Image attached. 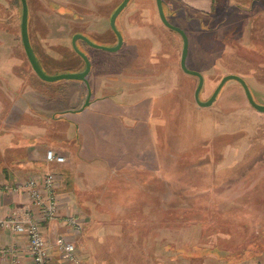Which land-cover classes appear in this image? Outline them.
<instances>
[{
    "label": "rangeland",
    "instance_id": "rangeland-1",
    "mask_svg": "<svg viewBox=\"0 0 264 264\" xmlns=\"http://www.w3.org/2000/svg\"><path fill=\"white\" fill-rule=\"evenodd\" d=\"M121 1L64 0L61 3L70 11L59 15L48 4L33 0V20L50 18L59 24L54 40L38 28L44 36L37 37L34 46L45 65L60 70L56 61L72 54L71 38L78 30L88 32L86 36L100 45L116 44L109 20ZM218 1L209 13L181 5L166 10L170 22L188 35L187 66L204 76L200 99L208 100L222 77L235 73L247 81L254 99L264 104V0ZM11 4L10 10L20 7L19 0ZM116 24L124 33L118 51L80 43L93 61L88 75L91 100L118 94L146 99L152 110V161L146 170L111 173L90 189L85 204L89 212L76 202L83 229L74 233L63 223L75 240L78 263L60 254L61 260L145 264L162 262L164 256L168 262H184L207 253L191 250L194 243L224 247L264 242V112L250 104L236 79L227 80L210 105L196 102L198 76L181 67L183 38L162 22L155 0H129ZM19 51L24 67L16 71L37 90L31 114L39 118L46 134L63 137L67 122L60 115L84 107L85 83H46L20 43ZM7 100L0 82V101ZM3 111L6 106L0 114ZM49 148L59 153L53 145L45 147V153ZM5 160L1 156L0 162ZM48 170L56 172L60 182L53 169L32 175Z\"/></svg>",
    "mask_w": 264,
    "mask_h": 264
},
{
    "label": "crops",
    "instance_id": "crops-1",
    "mask_svg": "<svg viewBox=\"0 0 264 264\" xmlns=\"http://www.w3.org/2000/svg\"><path fill=\"white\" fill-rule=\"evenodd\" d=\"M169 1L170 8L181 5L201 13L211 12L219 2ZM12 2L13 0H0V82L9 95L5 104L0 101V109L6 106V112L0 114V154L6 158L5 163L0 162V181L14 182L47 169L58 172L60 216L54 220L41 221V229L50 246V264H73L63 262L61 255L53 247L57 236L67 234L73 237L62 217L76 209V202L84 205V210L89 212L88 207H85L89 202L86 196L90 189L97 187V184L111 176V173L148 169L147 165L151 163L154 152L152 110L146 99L132 100L128 94L97 96L89 105L60 115L61 119L67 122L63 137L46 134V128L41 126L39 118L31 114L37 104L34 98L37 96L34 92L37 90L28 86L24 74L16 71L17 68L24 67V56L19 51V43L22 49L23 44L19 42L21 23L16 18L20 11L17 7L10 10ZM11 11L12 14L9 15ZM39 27L47 31L45 36ZM63 27L61 24L60 28ZM29 29L31 43L34 44L37 37L57 39L59 24L57 20L41 18L31 20ZM49 145L55 146L59 153L65 154V162L46 161L45 147ZM25 210H29L36 218L40 217L38 208L25 193H0V217L10 216L14 212L23 215ZM27 244L25 233L0 227V245L11 249L6 254H0V264H12L14 258L17 259V264H33L27 252ZM190 247L193 251L198 249L207 253L201 258L194 254L193 259L184 262H168V259L162 256V262L152 261L145 264H264V242L261 240L256 245L228 243L219 247L194 243ZM222 251L225 253L222 254Z\"/></svg>",
    "mask_w": 264,
    "mask_h": 264
},
{
    "label": "built area",
    "instance_id": "built-area-1",
    "mask_svg": "<svg viewBox=\"0 0 264 264\" xmlns=\"http://www.w3.org/2000/svg\"><path fill=\"white\" fill-rule=\"evenodd\" d=\"M45 158L50 163H63L66 160L64 155L53 148L47 149ZM58 187V175L51 170L14 182L0 181V193L23 192L39 210V218L33 216L29 210H25L23 215L14 212L10 216L0 217L1 228H10L27 235V252L33 264H50V246L42 232L41 221L54 220L60 216ZM62 220L74 233H79L83 229V222L77 209L65 214ZM53 247L66 259L78 263L76 244L73 238L58 236ZM9 251H11L10 248L0 245V254H6ZM12 264H17L16 258L13 259Z\"/></svg>",
    "mask_w": 264,
    "mask_h": 264
},
{
    "label": "water",
    "instance_id": "water-1",
    "mask_svg": "<svg viewBox=\"0 0 264 264\" xmlns=\"http://www.w3.org/2000/svg\"><path fill=\"white\" fill-rule=\"evenodd\" d=\"M155 1H156L159 16H160L162 22L166 26H168L169 28L178 31L183 38V49H182V54H181V67L185 72L198 76L199 80H198V84L195 88V93H194L196 102L201 106L210 105L214 101V99L217 97V94L219 93V91L222 88V86L224 85V83L229 79H236L242 84L250 104L254 108H256L258 111L264 112V104L258 103L254 99V96L252 94V91H251L247 81L242 76L235 74V73H229V74L224 75L208 100L203 101L200 99V91H201L202 86H203L204 76L200 71L190 69L186 64L188 50H189L188 35L186 34L184 29H182L181 27L170 22V20L168 19L167 15L165 13L164 7H163V0H155ZM128 2H129V0H122L110 16L111 28L115 32L117 39H118V41L115 45L103 46V45H100L98 43L91 41L84 34L76 33L72 37V44H73L75 50L83 57L85 64H86L85 68L83 70H80V71L59 72V73H55V74H49V73L45 72L44 69L42 68V66L38 60V57L35 54L34 48L32 47L30 37H29V31H28V15H29L28 2H27V0H21V3H22V17H21L22 42H23V46H24L25 52L27 54V57H28L30 64H31L33 70L35 71V73L41 79L46 80V81H58V80H82V81H84L86 86H87V89H88V93H87V97L85 100L84 107L89 105L91 102L92 89H91V86L89 84L87 75L89 74V72L91 70V61H90L89 57L87 56V54L82 52L77 47L76 39L77 38L84 39L91 46L96 47V48H100V49H103L106 51H117V50H119L121 48V46L123 45V34L116 26V19H117L119 13L128 4Z\"/></svg>",
    "mask_w": 264,
    "mask_h": 264
},
{
    "label": "flooded vegetation",
    "instance_id": "flooded-vegetation-1",
    "mask_svg": "<svg viewBox=\"0 0 264 264\" xmlns=\"http://www.w3.org/2000/svg\"><path fill=\"white\" fill-rule=\"evenodd\" d=\"M64 0H36V3L38 4V3H41V4H48V6L50 7V9L51 10H54L55 11V13H57V14H59V15H63V14H65V13H67V12H69L70 11V8L67 6V5H65V4H62L61 2H63ZM19 2H20V7H19V11L21 12V14H20V23H21V17H22V3H21V0H19ZM27 2H28V8H29V15H28V31H29V37H30V41H31V34H30V29H29V25H30V21L31 20H33V18H32V15H33V10H34V7H33V0H27ZM157 6V5H156ZM48 7V8H49ZM164 7V6H163ZM115 10V9H114ZM113 10V11H114ZM158 10V9H157ZM53 11V12H54ZM112 14V13H111ZM120 14V13H119ZM38 15V14H37ZM111 16V15H110ZM39 18V20H41V18L40 17H38ZM117 19H118V17H117ZM117 19H116V22H117ZM55 20V19H54ZM109 23H110V20H109ZM20 26H21V24H20ZM116 26H117V24H116ZM110 27H111V25H110ZM117 28L122 32V34H123V43H124V33H123V31L117 26ZM112 29V28H111ZM113 30V29H112ZM114 32V31H113ZM76 33H81V34H84V35H86L88 32H86V31H84V30H78V31H76V32H74L73 33V35L74 34H76ZM114 34H115V32H114ZM73 35H72V37H73ZM116 35V34H115ZM60 37H62V36H60ZM116 38H117V36H116ZM21 40H22V36H21ZM78 41H80V42H78ZM81 41L83 42V43H85L86 45H88V46H91L88 42H86L84 39H81V38H77L76 39V45H77V47L82 51V52H84L85 54H87V56L89 57V59H90V61H91V70H92V67H93V61H92V58H91V56L89 55V53L87 52V51H85L84 50V46L83 45H81L80 43H81ZM117 41H118V39H117ZM117 43V42H116ZM22 44H23V42H22ZM32 44V43H31ZM71 44H72V38H71ZM115 45V44H114ZM32 47L34 48V51H35V54L36 53H38V50H37V48L34 46V44H32ZM72 47H73V49L75 50V48H74V46H73V44H72ZM91 47H93V46H91ZM122 47V46H121ZM23 48H24V46H23ZM93 48H96V47H93ZM96 49H100V48H96ZM25 50V49H24ZM103 50V49H102ZM76 51V50H75ZM106 51V50H105ZM118 51V50H117ZM77 52V51H76ZM109 52H115V51H109ZM78 53V52H77ZM79 54V53H78ZM38 55H39V57L41 58V56H40V53H38ZM80 55V54H79ZM36 56H37V54H36ZM81 56V55H80ZM38 57V56H37ZM82 57V56H81ZM83 58V57H82ZM38 60H39V58H38ZM84 60V59H83ZM85 62V61H84ZM86 65V64H85ZM85 68V67H84ZM83 70V69H82ZM90 70V71H91ZM62 72H65V71H62ZM90 73V72H89ZM52 74H55V73H52ZM89 75V74H88ZM87 75V76H88ZM40 78V77H39ZM88 78V77H87ZM43 80V79H42ZM46 81V80H45ZM85 83V82H84ZM86 85V84H85ZM87 87V86H86Z\"/></svg>",
    "mask_w": 264,
    "mask_h": 264
},
{
    "label": "trees",
    "instance_id": "trees-1",
    "mask_svg": "<svg viewBox=\"0 0 264 264\" xmlns=\"http://www.w3.org/2000/svg\"><path fill=\"white\" fill-rule=\"evenodd\" d=\"M169 5L170 4L167 0H163V6H164V10H165L166 15L168 13L167 12L168 9H171L169 7ZM38 53H36V54L39 58V62L41 64L42 68L44 69L45 72H47L49 74L59 73L62 71H65V72L80 71V70L84 69V67H85V62H84L83 58L74 49L72 50V54L69 57H63L62 59H60V60L58 59L56 61V63L60 65V70H57V71H51L48 68V66L45 65L42 58L39 57ZM58 81H62V80H58ZM69 81H82V80H69ZM0 160H1V155H0Z\"/></svg>",
    "mask_w": 264,
    "mask_h": 264
}]
</instances>
